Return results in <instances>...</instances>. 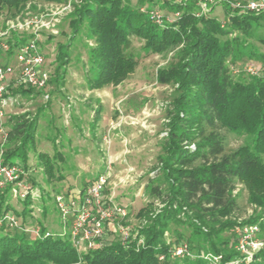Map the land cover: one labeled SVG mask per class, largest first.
<instances>
[{
	"label": "trees",
	"instance_id": "1",
	"mask_svg": "<svg viewBox=\"0 0 264 264\" xmlns=\"http://www.w3.org/2000/svg\"><path fill=\"white\" fill-rule=\"evenodd\" d=\"M61 1L0 0V13L5 10L14 15L29 5ZM166 1L163 15L170 20L157 24L141 10L145 0H78L68 16L71 35L58 45L56 54V70L64 71L72 40L83 30L85 39L92 41L86 82L94 90L118 85L134 71L137 60L128 52L132 37L143 41L147 54L173 53L168 65L156 74L157 81L170 85L172 92L166 108V135L156 157L157 174L145 185L147 200L136 213L140 224L134 238L79 253L71 238L61 232L36 237L4 225L0 227V264H214L207 259L211 256L220 257L216 264H232L241 258L234 249L236 239L228 248L221 234L244 224H255L264 232V51L256 50L251 42L254 31L264 29V13H240L224 3L220 5L226 17L220 20L212 14L216 5L197 14L194 0ZM7 41L8 55L23 44V38L15 34ZM260 42L264 44V39ZM244 56L260 62L253 66L256 74L235 68ZM10 89L6 88L5 96ZM99 118L98 108L92 126ZM38 122V113L9 115L1 144L3 164L18 162L25 170L30 168L28 155L35 149ZM226 132L250 140L226 151ZM61 156V152L53 158L38 154L46 182L64 178L63 168L54 165ZM26 177L33 185V179ZM237 182L244 184L249 202L260 209L242 223L232 218ZM9 201L7 193L0 196V214L9 210ZM29 203L30 198L23 200L18 212L23 218L31 213ZM173 224L192 229L190 244L183 240L195 249L192 254L171 256L170 250L183 237ZM38 227L42 234L46 231ZM168 231L175 232L174 240L166 238ZM197 242L201 246H195ZM238 264H264V248Z\"/></svg>",
	"mask_w": 264,
	"mask_h": 264
},
{
	"label": "rangeland",
	"instance_id": "2",
	"mask_svg": "<svg viewBox=\"0 0 264 264\" xmlns=\"http://www.w3.org/2000/svg\"><path fill=\"white\" fill-rule=\"evenodd\" d=\"M136 1V0H133ZM181 2L185 0H168ZM67 0L52 3H38L35 6H26L20 12L11 15L8 11L0 13V32L7 29L10 23L22 22L25 19L49 20L52 17L58 19L56 33L47 28H40L38 35L29 29H11L10 35H18L23 38V43L36 40L39 50L44 57V67L48 72V80L43 88L22 89L28 86L21 85L17 81L18 69L15 67L14 75H8L12 79L8 97L13 103L5 109L0 118V159L3 132H7V119L11 114L29 112L34 116L38 113L39 122L37 127L35 149L29 152L27 176L34 181L33 186L39 190V198L31 200L28 207L31 213L23 218L18 212L23 208V201L17 197L9 201V212H13L20 222L26 225L43 226L53 235L62 233L70 237L71 219L62 220L60 212L54 202V195L62 193L69 197L84 188L97 174L105 173L107 183L104 189L106 201L111 199L115 203L126 206L129 210L124 219L113 218L105 221L107 238L102 244L121 242L119 228L123 227L131 233L129 239H133L140 222L136 217L137 211L145 205L147 200L144 188L149 178L157 174L156 161L160 153V144L166 135L165 121L166 108L170 100L172 87L161 84L156 79L158 69L168 65L172 60L173 53L151 54L145 53L142 48L143 41L132 37L128 52L135 56L137 66L123 81L115 86H106L101 89L89 90L86 82V70L88 67V46L91 40H86L80 30L72 40L69 52V64L66 69H57L56 54L60 43L65 44L71 35L68 26V16L77 3L71 1L70 12L61 10ZM165 0H145L142 7L155 8L162 14L167 10ZM212 14L220 20H224L226 13L220 4H216ZM169 17V16H168ZM9 35V36H10ZM264 29L254 31L251 42L256 50L264 51ZM8 62L17 66L13 53L8 55ZM240 64L235 68L239 70L244 65L255 66L260 63L244 56ZM57 72V73H56ZM13 76V77H12ZM61 76V77H60ZM58 78L57 82L54 81ZM10 85V86H9ZM31 88V87H30ZM16 91V94H11ZM100 110V118L97 125L92 126L94 110ZM250 138L226 132L225 150L231 151L238 146L249 142ZM44 153L45 158H53L55 152H61L57 158L55 167H61L64 178L59 181L46 182L43 169L38 165V154ZM35 155H37L35 157ZM27 178V177H26ZM28 180V179H27ZM28 182H31L28 180ZM233 196L237 208L232 218L242 223L250 217L259 214L260 209L248 200V192L243 183L237 182L233 190ZM37 225V226H38ZM183 237L179 242L192 238V229L186 225L173 224ZM236 228V227H235ZM235 228L229 232L222 233L228 248H230L237 233ZM175 232L168 231L166 238L174 240ZM255 238L264 242V232L259 230ZM201 242L194 243L201 246ZM236 245V241H235ZM234 245V249H235ZM99 247V246H96ZM189 247L192 254L194 248ZM79 253H86L91 249L85 243L78 245ZM204 251L207 252L205 248ZM239 255L242 254L239 252Z\"/></svg>",
	"mask_w": 264,
	"mask_h": 264
},
{
	"label": "built area",
	"instance_id": "3",
	"mask_svg": "<svg viewBox=\"0 0 264 264\" xmlns=\"http://www.w3.org/2000/svg\"><path fill=\"white\" fill-rule=\"evenodd\" d=\"M72 0H67L60 11L53 13L58 15L63 11L70 12L72 9ZM78 2V0H73ZM198 7L197 14L207 13L211 7L216 4H228L233 9L240 13H264V0H194ZM142 11L147 12L151 21L161 24L164 20H170L165 17L157 9L148 10L145 7ZM177 16L178 13H175ZM58 19L52 17L49 20L25 19L22 22L10 23L4 31L0 32V56L8 55L10 44L7 39L11 29H29L31 28L38 35V30L42 27L56 33V23ZM39 45L36 40H30L19 47L15 48L14 55L17 61V66L10 64L8 61H0V118L4 115L8 105L13 103V100L5 96L6 87L8 85L10 74H14L15 67L18 69L17 81L23 85L43 88L48 80V72L44 67V57L39 50ZM243 70L250 74H256L257 71L250 65H244ZM235 72L237 70H234ZM3 132V138H6L7 132ZM3 139V140H4ZM27 170L21 163L3 164L0 159V196L8 194L11 198L17 197L20 200L30 198L34 200L39 198V190L31 185L26 176ZM107 183V175L105 173L98 174L85 187L84 190H79L77 193L65 197L62 193L54 195V202L60 212L62 220L69 217L71 219L70 238L73 244L78 247L82 242L88 248H94L102 245V240L107 238L104 222L113 218L124 219L127 217L129 210L126 206L115 203L111 199L106 201L104 197V189ZM7 190V191H6ZM7 226L10 228H18L27 232H31L36 237H46L52 233L46 230L43 234L37 225H23L18 220V217L12 212L3 211L0 214V227ZM237 240L235 249L242 254L241 258L231 261L232 264H238L240 261L249 260L252 255L258 250L264 248V242L255 238L259 228L255 224L239 225L235 228ZM121 242L123 244L129 241L131 233L129 230L120 227ZM141 241V240H140ZM172 257H183L189 254L187 243L182 242L170 250ZM219 256L207 257L214 264L219 260Z\"/></svg>",
	"mask_w": 264,
	"mask_h": 264
},
{
	"label": "crops",
	"instance_id": "4",
	"mask_svg": "<svg viewBox=\"0 0 264 264\" xmlns=\"http://www.w3.org/2000/svg\"><path fill=\"white\" fill-rule=\"evenodd\" d=\"M9 57H8V55H1L0 56V61H8L9 59H8ZM14 75V74H13ZM13 77V76H12ZM9 81H11V82H13L12 81V79L9 77ZM9 81H8V83H9Z\"/></svg>",
	"mask_w": 264,
	"mask_h": 264
}]
</instances>
